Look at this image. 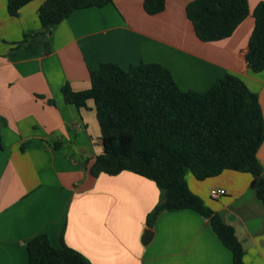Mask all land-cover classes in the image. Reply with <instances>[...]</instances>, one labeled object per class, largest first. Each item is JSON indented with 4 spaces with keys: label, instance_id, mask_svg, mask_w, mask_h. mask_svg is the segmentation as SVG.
Wrapping results in <instances>:
<instances>
[{
    "label": "crops",
    "instance_id": "crops-1",
    "mask_svg": "<svg viewBox=\"0 0 264 264\" xmlns=\"http://www.w3.org/2000/svg\"><path fill=\"white\" fill-rule=\"evenodd\" d=\"M43 1L10 16L0 0V264H27L26 243L41 233L91 264H231V251L193 210H163L148 226L161 197L153 181L127 170L90 173L103 151L94 102L66 104L61 87L89 88V72L105 62L159 63L180 89L200 93L229 73L257 94L264 122V68L253 72L245 60L261 0H247L249 14L233 33L209 42L186 16L190 0H165L156 14L143 0L74 9L42 38ZM257 159L264 170V139ZM251 178L233 170L204 180L185 175L189 190L233 226L244 264H264V206ZM211 188L225 193L211 198Z\"/></svg>",
    "mask_w": 264,
    "mask_h": 264
},
{
    "label": "trees",
    "instance_id": "trees-1",
    "mask_svg": "<svg viewBox=\"0 0 264 264\" xmlns=\"http://www.w3.org/2000/svg\"><path fill=\"white\" fill-rule=\"evenodd\" d=\"M30 1L6 0L7 13L17 16ZM110 1L44 0L38 7L41 37L72 10ZM164 7L165 0H143L148 14ZM185 10L196 36L204 42L230 36L249 14L247 0H190ZM252 17L245 60L251 71L259 72L264 68V0L256 4ZM89 79V88L73 91L66 83L61 94L66 104L76 107L89 99L94 102L103 151L92 162L90 173L117 175L127 170L153 181L161 197L147 215L148 226L163 210H193L208 219L231 251V264H244L243 247L233 226L189 190L185 175L190 172L204 180L224 170L248 172L250 187L264 206V170L257 159L264 122L257 94L229 73L205 92L182 90L169 69L155 62H140L127 69L101 63L89 72ZM26 248L27 264H91L64 243L53 246L44 233L28 240Z\"/></svg>",
    "mask_w": 264,
    "mask_h": 264
},
{
    "label": "built area",
    "instance_id": "built-area-1",
    "mask_svg": "<svg viewBox=\"0 0 264 264\" xmlns=\"http://www.w3.org/2000/svg\"><path fill=\"white\" fill-rule=\"evenodd\" d=\"M225 190L222 188H211L209 190V195L211 198H218L220 195L224 194Z\"/></svg>",
    "mask_w": 264,
    "mask_h": 264
},
{
    "label": "water",
    "instance_id": "water-1",
    "mask_svg": "<svg viewBox=\"0 0 264 264\" xmlns=\"http://www.w3.org/2000/svg\"><path fill=\"white\" fill-rule=\"evenodd\" d=\"M151 237H152V232L150 230H145L142 239L143 243H147Z\"/></svg>",
    "mask_w": 264,
    "mask_h": 264
},
{
    "label": "rangeland",
    "instance_id": "rangeland-1",
    "mask_svg": "<svg viewBox=\"0 0 264 264\" xmlns=\"http://www.w3.org/2000/svg\"><path fill=\"white\" fill-rule=\"evenodd\" d=\"M187 174H190V173H189V172H187V173H186V175H187ZM259 201H260V200H259ZM260 202H261V201H260Z\"/></svg>",
    "mask_w": 264,
    "mask_h": 264
}]
</instances>
